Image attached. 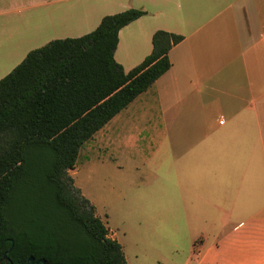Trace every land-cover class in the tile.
I'll return each mask as SVG.
<instances>
[{
    "label": "crops",
    "instance_id": "1",
    "mask_svg": "<svg viewBox=\"0 0 264 264\" xmlns=\"http://www.w3.org/2000/svg\"><path fill=\"white\" fill-rule=\"evenodd\" d=\"M131 9L146 15L119 33L126 73L157 31L184 39L171 69L94 136L96 171L113 173L124 205L176 210L174 225L164 212L153 222L179 227L178 243L144 252L95 205L97 216L128 264H264V0H0V81L39 47V24L77 39Z\"/></svg>",
    "mask_w": 264,
    "mask_h": 264
},
{
    "label": "trees",
    "instance_id": "2",
    "mask_svg": "<svg viewBox=\"0 0 264 264\" xmlns=\"http://www.w3.org/2000/svg\"><path fill=\"white\" fill-rule=\"evenodd\" d=\"M145 15L106 16L90 34L30 52L0 81V264H128L70 171L97 132L172 67L169 53L184 38L166 31L130 72L115 60L120 31Z\"/></svg>",
    "mask_w": 264,
    "mask_h": 264
},
{
    "label": "rangeland",
    "instance_id": "3",
    "mask_svg": "<svg viewBox=\"0 0 264 264\" xmlns=\"http://www.w3.org/2000/svg\"><path fill=\"white\" fill-rule=\"evenodd\" d=\"M49 10L50 12L52 11L51 9ZM39 28L41 31H43V33L41 34L42 38L47 39L48 37H50L54 39H51L50 41L44 39L40 40V42L35 43L36 46H39L37 49L46 46L52 41L64 40L70 38L68 36H75L61 33L55 34L51 32H44L46 30L42 24H39ZM25 31H30V27H27ZM16 67L17 66L13 67L10 73ZM95 154V139L93 138L82 148L80 152V157L77 161V170L78 172L80 171V173H78V175L76 176V180L78 184L77 187L82 189L84 195L94 205H97L99 209L98 213L101 218L103 220H106V215L110 216V226L114 231L119 230V234L121 235H123L124 233L122 227H125L126 229L124 230L127 234V242L129 246H134L136 241L142 240L143 248L141 249L143 251L144 248L148 249V245L150 244H147L148 240H150L151 242L150 247L154 246V243H156V249H158V246L161 245V241L164 240L163 236H166V238L171 241V243H178L177 237H179V235H177L176 232L179 230V227L175 228L177 226H172L173 228L169 227L167 230H164L163 228L155 225L156 222H153L155 218H158L159 213L164 212V218L166 217L167 221L171 219V224L174 225L176 221L173 218L176 217V210L161 211L143 208L136 209L133 206L124 205V202L120 201L118 199V196H115L112 191L113 185H111V182L113 180V173L109 172L103 175L100 173V171H96ZM89 159H92V161H90ZM72 175H74V172L72 173ZM134 198L137 201H140V198H137V196H134ZM153 215H156V217H153ZM151 217L153 218L151 219ZM145 240H147L146 244H144ZM165 244L171 245L170 243ZM171 250H173V248H171ZM133 251L136 252L135 249ZM139 259L144 260L143 258ZM134 262V264H144L137 258H134Z\"/></svg>",
    "mask_w": 264,
    "mask_h": 264
},
{
    "label": "water",
    "instance_id": "4",
    "mask_svg": "<svg viewBox=\"0 0 264 264\" xmlns=\"http://www.w3.org/2000/svg\"><path fill=\"white\" fill-rule=\"evenodd\" d=\"M12 247H13V242H12ZM12 247H11V249H12ZM10 250L7 253H5V255H4L5 258H7V255L10 252ZM29 263L34 264V259L33 258H30L29 259ZM37 264H46V262L42 260V261L38 262Z\"/></svg>",
    "mask_w": 264,
    "mask_h": 264
},
{
    "label": "built area",
    "instance_id": "5",
    "mask_svg": "<svg viewBox=\"0 0 264 264\" xmlns=\"http://www.w3.org/2000/svg\"><path fill=\"white\" fill-rule=\"evenodd\" d=\"M223 123H224V121L222 120V121H221V124H223Z\"/></svg>",
    "mask_w": 264,
    "mask_h": 264
}]
</instances>
